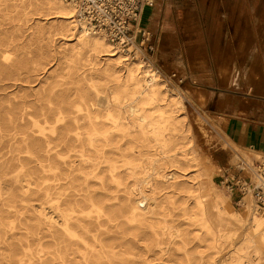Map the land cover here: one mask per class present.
<instances>
[{"label": "bare ground", "instance_id": "obj_1", "mask_svg": "<svg viewBox=\"0 0 264 264\" xmlns=\"http://www.w3.org/2000/svg\"><path fill=\"white\" fill-rule=\"evenodd\" d=\"M19 34L24 47L64 40L57 60L66 53L87 69L77 98L60 101L67 107L24 114L26 152L46 166L2 172L1 180L13 175L0 199V264H264V217L250 212L252 195L238 203L241 212L229 210L184 98L151 63L90 30L65 0H0L6 66L18 61ZM192 63L208 66L200 57ZM178 206L194 235L174 221Z\"/></svg>", "mask_w": 264, "mask_h": 264}, {"label": "crops", "instance_id": "obj_2", "mask_svg": "<svg viewBox=\"0 0 264 264\" xmlns=\"http://www.w3.org/2000/svg\"><path fill=\"white\" fill-rule=\"evenodd\" d=\"M231 1L227 9L225 0H153L139 23L145 35L136 38L154 64L158 57L171 75L187 82L190 96L207 93L202 107L230 151L234 146L264 156V0ZM199 9L210 24H201ZM199 57L207 68L193 67ZM178 63L184 75H177Z\"/></svg>", "mask_w": 264, "mask_h": 264}, {"label": "rangeland", "instance_id": "obj_3", "mask_svg": "<svg viewBox=\"0 0 264 264\" xmlns=\"http://www.w3.org/2000/svg\"><path fill=\"white\" fill-rule=\"evenodd\" d=\"M231 2V0H225V8H231ZM199 14L202 25L211 23V19L204 15L203 10L199 9ZM179 18L180 24H184L185 21L181 17ZM246 21L248 23V17H246ZM41 24H46V22L41 20ZM22 35L19 34L21 40L15 45L18 61L11 67L0 62V128L2 129L0 132V177L3 171H45L46 163L35 161L26 152L23 133L30 124L31 118L24 117V114L29 113L36 116L39 113H53L60 104L67 107V103H61L60 101L63 98H66L67 101H73L77 98L79 94L77 88L81 85L82 72L87 69L85 63L76 62L72 56L66 53L61 60H57L56 52L64 48V40L53 37L50 46L45 49H41V43L39 42H30L24 47ZM181 36L184 39L185 34L181 32ZM128 56H136L143 62L151 63L160 75L169 81L184 98L188 120L193 126L197 143L203 154L208 155L210 159L212 158L211 161L214 165L213 182L225 197L230 198L229 210L232 213L241 212L243 204L238 205L239 201L227 190L224 172L234 162V153L253 155L252 157L257 156L249 151H241L234 146L231 149L233 152L230 151L221 140L220 130L215 126H210L212 123L209 121H211L212 116L202 107L203 102L196 103L195 94L190 96L189 93L184 91L187 82H182V79H176L173 74L171 75L169 69L166 68V64L162 63L158 57L156 58V64H154L150 59L151 55L148 57L138 49H136L135 54H128ZM241 66V72H243L246 65L242 64ZM172 69L174 68L172 67ZM182 70L184 71V69ZM183 73H177V75H184ZM177 75L176 77H178ZM39 77L40 80H37ZM242 84H245L244 81ZM86 92L89 94L91 91L88 89ZM13 118H16V123L12 125L11 120ZM198 118L203 124L205 123L206 132L202 134H198L195 130L194 122ZM11 127L17 129L9 132ZM11 175L13 174L2 180L0 179V185H2L0 186V199L8 196L9 190L4 189L3 186L10 185ZM250 198V212L258 217H264V214L253 209V198L251 196ZM182 213V206H178L174 210V221L181 229H186V225L189 224L190 227L187 229L194 235L197 227L184 220L181 216ZM245 228L240 229L241 234Z\"/></svg>", "mask_w": 264, "mask_h": 264}, {"label": "built area", "instance_id": "obj_4", "mask_svg": "<svg viewBox=\"0 0 264 264\" xmlns=\"http://www.w3.org/2000/svg\"><path fill=\"white\" fill-rule=\"evenodd\" d=\"M75 9V17L93 32L103 34L116 48L135 54L144 47L137 35L144 8L153 0H65ZM150 50V48H148ZM234 153V162L225 173L227 190L240 202L251 194L258 213L264 214V156Z\"/></svg>", "mask_w": 264, "mask_h": 264}]
</instances>
